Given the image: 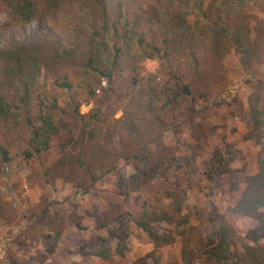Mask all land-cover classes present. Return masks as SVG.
I'll list each match as a JSON object with an SVG mask.
<instances>
[{"label": "rangeland", "instance_id": "374dc122", "mask_svg": "<svg viewBox=\"0 0 264 264\" xmlns=\"http://www.w3.org/2000/svg\"><path fill=\"white\" fill-rule=\"evenodd\" d=\"M203 1L192 0V5L211 8V17L192 14L190 25L181 23L182 28L171 17L143 21V44L136 40L120 61L122 73L115 78L119 91L134 93L129 87L137 73L144 87L151 78L152 87L159 90L180 80L192 91L182 99L180 108L164 110L166 124L159 126L141 159H119L112 172L89 190H81L46 174L60 155L59 139L53 141L50 152L28 160L22 154L27 146L22 142L21 128L0 123V143L9 145L12 157L0 168V264H131L152 253L162 264L181 262L183 247L194 246L214 228L210 222L214 210L225 214L237 231L240 251L244 244H256L250 233L259 237L257 244L264 245V226L231 212L242 198L247 177L264 167V137L260 141L246 139L250 131L248 98L253 92H261L264 109V0H236L233 5L223 0ZM116 3L99 2L110 22ZM50 17L8 25L1 32L0 47L39 37L46 44V53L56 51L63 56L60 67L53 66V71H43L39 77L41 91L63 104L69 93L53 89L52 84L69 73L74 91L84 101L81 111L87 113L92 107L86 102L87 93L103 94L108 87L104 74L86 66L93 50L86 38L97 24L95 20L85 24L83 14L72 5H63ZM7 19L0 6V20ZM212 22L216 25H210ZM107 57L105 54L104 61L94 64L105 73ZM161 99L159 105L165 102ZM37 104L35 94L33 107ZM120 107L117 103L118 119L122 116ZM199 125L201 138L196 135ZM59 126L64 140L78 133L77 124L67 118H60ZM176 200L181 202L180 210ZM111 204L133 216L144 208L168 212L172 222L155 225L164 243L159 245V240L126 217L130 236L122 242L124 255L115 251L111 261L93 256L90 239L107 236L97 230L95 216ZM46 210L51 216L61 214L67 224L53 255L48 254V239L44 237L50 229L40 220ZM116 245L113 241L114 248ZM155 258L150 257L148 264H155Z\"/></svg>", "mask_w": 264, "mask_h": 264}, {"label": "trees", "instance_id": "16d2710c", "mask_svg": "<svg viewBox=\"0 0 264 264\" xmlns=\"http://www.w3.org/2000/svg\"><path fill=\"white\" fill-rule=\"evenodd\" d=\"M101 1L0 0V6L9 18L6 22L0 20V43L1 32L8 25H24L33 19H51L52 13L63 5L76 6L83 14L85 24L94 20L97 24L91 27V34L86 38L91 41L93 48L86 66L100 75L104 74L108 87L103 90V94L96 91L87 93L86 102L92 105L87 113L81 111L84 101L74 91L75 83L71 81L69 73L62 79L56 78L52 84L53 89L69 93L68 100L63 101V104L57 97L49 98L47 92L41 91L39 77L43 71H53V66L60 67V58L63 56L56 51L46 53V44L39 37L14 40L6 48L0 47V123L21 128L22 142L27 146L23 148L22 154L28 160L50 152L53 141L59 139L62 142L60 155L47 168L46 174L76 184L81 190H89L104 175L112 172L119 159L135 161L144 157L155 140L159 126L166 124L167 114L164 110L180 108L182 99L192 94L191 88L180 80L169 89L163 87L159 90L152 87L151 78L146 83L148 86L144 87L138 73L128 86L134 93L117 90L115 78L117 73H122L119 67L125 51L136 40L138 44H143L142 22L155 17L167 21L171 17L177 25H190L189 17L192 14L203 19L211 17V8L192 5V0H117L113 7V21L110 22L106 11L99 6ZM201 1L203 4L204 1ZM216 1L212 0L213 3ZM223 1L233 5L236 0ZM146 2L151 4L147 5ZM98 13H101L100 17ZM210 25H216V22ZM180 26L182 28L183 25ZM67 49L66 52L69 51ZM105 54L108 55L106 61H109L105 69L107 73L94 66L97 61H104ZM35 94L39 104L33 107ZM161 98L165 102L159 105ZM117 103L122 104V116L119 119L116 118ZM261 104V92H253L248 98L250 131L246 139L260 141L264 137V109ZM60 118H67L77 124L76 136L62 139ZM196 132L197 137L201 138V125ZM11 160L9 145L0 143V168ZM174 203L180 210L181 202L176 200ZM231 212L257 221L260 227L264 226V167L257 174L247 177L242 198ZM132 216L118 204H111L107 210L97 214V230L106 232L107 236L95 235L90 239L89 244L94 248L92 255L107 261L113 259L115 251L124 255L125 246L122 242L130 236L126 217H131L132 222L151 238L159 240V245L164 243V239L156 234L155 225L164 221L172 222L168 212L144 208L139 215ZM40 220H44L50 229V233L44 237L48 239V254L53 255L67 224L61 214L51 216L48 210ZM210 222L215 226L208 235L197 240L194 246L183 247L181 262L163 264H264V245L257 244L258 236L250 233L249 237L256 244H244L240 251L237 247V231L225 214L218 210L212 211ZM113 241L117 242L115 248ZM152 256L155 258L152 253L131 264H148ZM154 260L155 264H162L158 259Z\"/></svg>", "mask_w": 264, "mask_h": 264}]
</instances>
